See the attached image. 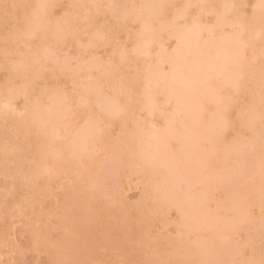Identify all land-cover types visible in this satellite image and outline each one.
Instances as JSON below:
<instances>
[{"label":"rangeland","instance_id":"obj_1","mask_svg":"<svg viewBox=\"0 0 264 264\" xmlns=\"http://www.w3.org/2000/svg\"><path fill=\"white\" fill-rule=\"evenodd\" d=\"M263 36L264 0H0V264H264Z\"/></svg>","mask_w":264,"mask_h":264},{"label":"bare ground","instance_id":"obj_2","mask_svg":"<svg viewBox=\"0 0 264 264\" xmlns=\"http://www.w3.org/2000/svg\"><path fill=\"white\" fill-rule=\"evenodd\" d=\"M72 3V2H71ZM56 4V3H55ZM78 5V4H77ZM261 5V4H260ZM74 6V5H73ZM75 7H78V6H75ZM74 7V8H75ZM99 7V6H98ZM41 9V8H40ZM75 9H77V8H75ZM41 11H42V9H41ZM174 11V10H173ZM220 15V14H219ZM223 15V14H222ZM137 16V15H136ZM224 16V15H223ZM237 16V15H236ZM254 16V15H253ZM67 17V16H66ZM240 17V16H239ZM238 17V18H239ZM256 17H258V16H256ZM262 18V17H261ZM216 20V19H215ZM254 20V19H253ZM258 20V19H257ZM241 21V20H240ZM251 22V21H250ZM256 22V21H255ZM244 23V22H243ZM255 24V23H254ZM257 25V24H256ZM197 30V29H196ZM193 33V32H192ZM191 33V34H192ZM211 33V32H210ZM263 33V32H262ZM190 34V33H189ZM151 36V35H150ZM152 36H154V35H152ZM187 36V35H186ZM263 38H264V36H263ZM260 40H262V39H260ZM177 42V41H176ZM194 42H196V41H194ZM182 43V42H181ZM186 48V47H185ZM90 50V49H89ZM43 57V56H42ZM94 60V59H93ZM215 68H216V66H215ZM219 68V67H218ZM219 70V69H218ZM221 70H223V69H221ZM259 80V79H258ZM260 85V84H259ZM87 87V86H86ZM187 89H188V86H187ZM189 90V89H188ZM189 91H191V90H189ZM24 96V95H23ZM94 96V95H93ZM149 102V101H148ZM264 104V103H263ZM262 104V105H263ZM179 106H182L181 104L179 105ZM264 106V105H263ZM8 107V106H7ZM89 107V106H88ZM152 107V106H151ZM158 107V106H157ZM185 107V106H184ZM182 108V109H185V108ZM150 108V107H149ZM152 109H154V108H152ZM146 110H148V109H146ZM13 111V110H12ZM16 111V110H15ZM184 111V110H183ZM182 113H186V112H182ZM259 114H260V112H259ZM183 115H185V114H183ZM261 115V114H260ZM172 116H173V114H172ZM52 118V117H51ZM158 118H160V117H158ZM184 118H185V116H184ZM220 119V118H219ZM165 120H167L166 118H165ZM172 120V119H171ZM40 122V121H39ZM41 126V125H40ZM44 126V125H43ZM38 127V126H37ZM86 136V135H85ZM153 136L154 135H152V139H153ZM48 137V136H47ZM68 137V136H67ZM134 137V136H133ZM151 139V138H150ZM163 139V138H162ZM154 140V139H153ZM155 141V140H154ZM156 142V141H155ZM167 142V141H166ZM49 143V142H48ZM64 149V148H63ZM123 150V149H122ZM147 152V151H146ZM147 154V153H146ZM182 154H183V152H182ZM132 155V154H131ZM130 155V156H131ZM134 156V155H133ZM143 156H145V155H143ZM138 157V156H137ZM146 157V156H145ZM131 158V157H130ZM133 158V157H132ZM135 158V157H134ZM137 159H139V158H137ZM148 159H150V158H148ZM152 159V158H151ZM136 160V159H135ZM150 161V160H149ZM148 161V162H149ZM154 163V162H153ZM147 164V163H146ZM152 165H154V164H152ZM132 166V165H131ZM62 168V167H61ZM132 169V168H131ZM165 169V168H164ZM146 173V172H145ZM263 182V181H262ZM142 183V182H141ZM175 186V185H174ZM145 187V186H144ZM187 188V187H186ZM94 190V189H93ZM42 197V196H41ZM259 204V203H258ZM138 206V205H137ZM260 207V206H259ZM153 208V207H152ZM151 210V209H150ZM167 212V211H166ZM263 212V211H262ZM154 219H155V217H154ZM166 223V222H165ZM163 224V223H162ZM153 230V229H152ZM68 234V233H67ZM257 240V239H256ZM194 255V254H193ZM192 257V256H191ZM195 257V256H194ZM250 260V259H249ZM190 263V262H189Z\"/></svg>","mask_w":264,"mask_h":264}]
</instances>
